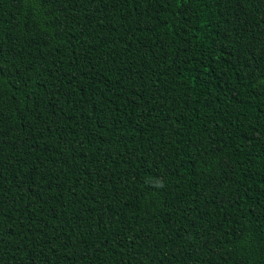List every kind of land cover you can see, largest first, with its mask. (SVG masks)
Masks as SVG:
<instances>
[{
  "label": "trees",
  "instance_id": "trees-1",
  "mask_svg": "<svg viewBox=\"0 0 264 264\" xmlns=\"http://www.w3.org/2000/svg\"><path fill=\"white\" fill-rule=\"evenodd\" d=\"M0 264H264V0H0Z\"/></svg>",
  "mask_w": 264,
  "mask_h": 264
}]
</instances>
